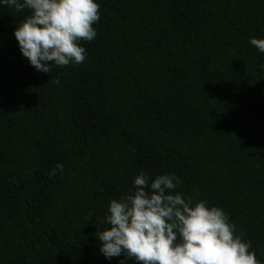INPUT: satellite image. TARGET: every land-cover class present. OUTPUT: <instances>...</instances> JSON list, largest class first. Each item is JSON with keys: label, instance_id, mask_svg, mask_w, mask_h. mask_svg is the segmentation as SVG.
<instances>
[{"label": "trees", "instance_id": "16d2710c", "mask_svg": "<svg viewBox=\"0 0 264 264\" xmlns=\"http://www.w3.org/2000/svg\"><path fill=\"white\" fill-rule=\"evenodd\" d=\"M96 2L85 60L49 73L13 36L29 11L0 7V264H136L97 233L141 171L223 209L264 264V0Z\"/></svg>", "mask_w": 264, "mask_h": 264}, {"label": "clouds", "instance_id": "9594fccd", "mask_svg": "<svg viewBox=\"0 0 264 264\" xmlns=\"http://www.w3.org/2000/svg\"><path fill=\"white\" fill-rule=\"evenodd\" d=\"M0 7L29 11L13 36L29 65L43 73L82 63L86 52L79 42L97 35L96 0H0ZM250 44L264 53V38H250ZM132 183L131 194L110 200L107 227L97 233L106 260L123 255L136 264H260L223 209L173 194L180 183L175 174L153 179L141 171Z\"/></svg>", "mask_w": 264, "mask_h": 264}]
</instances>
